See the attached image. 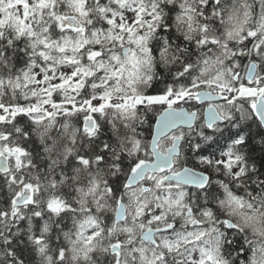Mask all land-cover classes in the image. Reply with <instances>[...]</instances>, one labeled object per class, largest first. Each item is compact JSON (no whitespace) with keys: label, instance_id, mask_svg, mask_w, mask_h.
Returning a JSON list of instances; mask_svg holds the SVG:
<instances>
[{"label":"snow or ice","instance_id":"snow-or-ice-1","mask_svg":"<svg viewBox=\"0 0 264 264\" xmlns=\"http://www.w3.org/2000/svg\"><path fill=\"white\" fill-rule=\"evenodd\" d=\"M0 264H264V0H0Z\"/></svg>","mask_w":264,"mask_h":264}]
</instances>
